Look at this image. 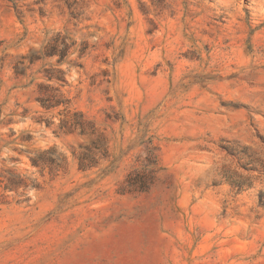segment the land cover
Returning a JSON list of instances; mask_svg holds the SVG:
<instances>
[{
  "label": "rangeland",
  "instance_id": "1",
  "mask_svg": "<svg viewBox=\"0 0 264 264\" xmlns=\"http://www.w3.org/2000/svg\"><path fill=\"white\" fill-rule=\"evenodd\" d=\"M263 202L264 0H0V264H264Z\"/></svg>",
  "mask_w": 264,
  "mask_h": 264
},
{
  "label": "trees",
  "instance_id": "2",
  "mask_svg": "<svg viewBox=\"0 0 264 264\" xmlns=\"http://www.w3.org/2000/svg\"><path fill=\"white\" fill-rule=\"evenodd\" d=\"M54 53L55 52H53L52 54ZM40 101L47 108H51L63 102L61 96L58 94H54L51 97L41 98ZM154 161L155 159L153 160V164H154ZM150 172H151L150 169L145 168L143 171H141L140 173H137L135 176H131L129 180L130 186L134 189H138L142 191L148 190L150 188V183H149Z\"/></svg>",
  "mask_w": 264,
  "mask_h": 264
}]
</instances>
